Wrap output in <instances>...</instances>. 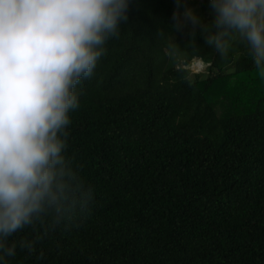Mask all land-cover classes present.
<instances>
[{
  "label": "trees",
  "instance_id": "1",
  "mask_svg": "<svg viewBox=\"0 0 264 264\" xmlns=\"http://www.w3.org/2000/svg\"><path fill=\"white\" fill-rule=\"evenodd\" d=\"M189 3L129 0L65 129L85 189L8 237L0 264H264V72L244 42L206 44Z\"/></svg>",
  "mask_w": 264,
  "mask_h": 264
},
{
  "label": "clouds",
  "instance_id": "2",
  "mask_svg": "<svg viewBox=\"0 0 264 264\" xmlns=\"http://www.w3.org/2000/svg\"><path fill=\"white\" fill-rule=\"evenodd\" d=\"M129 0H0V252L34 219L72 206L85 188L66 161L79 106L76 85L92 75L106 41L127 21ZM203 21L184 12L192 31L208 30L206 44L225 55L244 42L264 72V0H211ZM174 19L178 14L174 13ZM2 258V257H0Z\"/></svg>",
  "mask_w": 264,
  "mask_h": 264
},
{
  "label": "rangeland",
  "instance_id": "3",
  "mask_svg": "<svg viewBox=\"0 0 264 264\" xmlns=\"http://www.w3.org/2000/svg\"><path fill=\"white\" fill-rule=\"evenodd\" d=\"M190 3V9L195 10L198 6L195 4L194 0H188ZM207 64L199 61L198 59L194 60L192 64L190 65V69L193 73L195 72H206Z\"/></svg>",
  "mask_w": 264,
  "mask_h": 264
},
{
  "label": "built area",
  "instance_id": "4",
  "mask_svg": "<svg viewBox=\"0 0 264 264\" xmlns=\"http://www.w3.org/2000/svg\"><path fill=\"white\" fill-rule=\"evenodd\" d=\"M208 1H211V0H208Z\"/></svg>",
  "mask_w": 264,
  "mask_h": 264
}]
</instances>
